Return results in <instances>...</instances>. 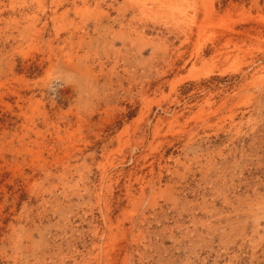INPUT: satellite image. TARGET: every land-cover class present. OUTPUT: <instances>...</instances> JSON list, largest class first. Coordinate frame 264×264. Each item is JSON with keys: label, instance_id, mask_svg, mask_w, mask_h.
<instances>
[{"label": "rangeland", "instance_id": "rangeland-1", "mask_svg": "<svg viewBox=\"0 0 264 264\" xmlns=\"http://www.w3.org/2000/svg\"><path fill=\"white\" fill-rule=\"evenodd\" d=\"M0 264H264V0H0Z\"/></svg>", "mask_w": 264, "mask_h": 264}]
</instances>
